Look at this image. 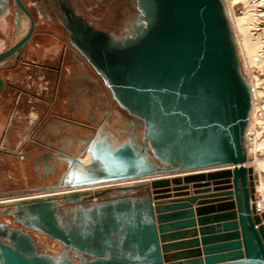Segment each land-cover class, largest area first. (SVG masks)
<instances>
[{
    "label": "water",
    "instance_id": "obj_1",
    "mask_svg": "<svg viewBox=\"0 0 264 264\" xmlns=\"http://www.w3.org/2000/svg\"><path fill=\"white\" fill-rule=\"evenodd\" d=\"M15 2L30 28L0 53V61L18 52L34 29L21 0ZM137 3L142 17L132 37L118 40L72 10L68 30L130 117L119 113L120 118L129 126L137 121L141 137L130 133L120 141L99 133L84 140L80 151L92 161L84 166L77 157L65 159L67 171L58 184L42 190L147 178L116 189L124 196L136 190L142 195L78 211L73 221L79 228L70 231L54 218L53 201L91 200L114 189L0 207L18 222L35 220L75 257L93 258L79 264H264V214L256 215L250 205L253 170L245 166L251 87L241 72L225 6L221 0ZM226 165L233 170L199 172ZM3 233L13 245L0 239V264H56L35 255L29 236ZM58 264L75 263L63 257Z\"/></svg>",
    "mask_w": 264,
    "mask_h": 264
},
{
    "label": "rangeland",
    "instance_id": "obj_2",
    "mask_svg": "<svg viewBox=\"0 0 264 264\" xmlns=\"http://www.w3.org/2000/svg\"><path fill=\"white\" fill-rule=\"evenodd\" d=\"M1 1L0 45L2 48L0 53H3L12 48L26 35L30 28V21L17 7L15 0ZM54 1L56 0H21L34 22L32 35L18 52L0 61V80L3 82L0 89V127L4 126L6 129L0 133V150L2 151L0 152V192H15L20 189L30 191L27 194L23 192L12 196L0 197V200L54 192L55 190L43 191L42 189L57 185L61 175L67 171V163L64 158L66 154L72 153L77 156L80 154L81 158L84 157L86 151H80L87 144L84 143V140L93 138L99 133L102 136L113 134L120 141L127 136L132 137L130 133L138 134L141 137V129L138 122L136 121L134 126H129L125 120L120 118L119 113L124 117H130L114 101L109 89L93 66L73 45L70 39V31L68 30L70 22L67 23L55 11ZM63 1L70 6L76 17H81L86 23L95 28L107 31L118 40L128 36L132 37L130 31L134 25H139L140 17H142L138 9L137 0ZM221 1L226 8L228 5L227 0ZM238 8V12H241L243 5L240 4ZM260 27L259 29H261ZM240 66L243 67V62L242 65L240 62ZM241 72L242 74L244 73L242 69ZM245 76L246 78L249 77ZM71 78L88 84L101 94L99 97L95 96L97 99L96 107L92 106L87 110L83 106L80 108L78 104L72 103L71 98L75 95L76 89L70 83ZM56 95L61 96L59 101L54 100ZM41 98L51 99L48 104L49 115L48 117L44 115L41 118L40 125L30 128V111L35 108L36 101L41 102ZM263 101L264 96L263 98H258L256 103L263 105ZM94 111L98 113L93 115ZM257 111L256 115L260 117V113H262L260 108ZM55 121H58L59 125L56 128L64 133V135H61L63 138L61 137L58 142H54L48 137L44 141L43 137L46 134L48 136L50 134L53 135V130L55 129V125H49L48 127L47 124H54ZM69 122L72 124L70 125ZM10 126L11 128L16 127L11 130V134L9 132ZM259 128L260 126L256 125L252 132H248L251 134L250 138L247 137L248 130H246V151L251 150L253 147L255 131L259 130L260 132L261 137L259 135V139L264 137L263 129L260 130ZM72 131L79 132L78 136L82 135V137L78 140V136L73 135ZM124 131L129 133H124ZM83 136L87 138L83 139ZM70 138L74 139L71 144H69L70 141L68 143ZM41 140L44 143L39 142ZM29 141L31 144H28ZM9 143H16L17 146L20 144L21 147H18V152L25 153L23 162H17L16 167L5 160L8 154L4 153V151L10 152L6 149ZM259 154V158L263 156L262 152ZM249 158L250 162L254 161L253 155L249 156ZM38 164H42L46 168L45 175L49 177L48 181L44 180V178L42 179L43 174L40 176L36 170ZM23 168L31 170L24 171ZM111 188L114 189L112 193H105L100 197H93L91 200H87L86 196L76 201H64L58 198L52 203V207L55 209L54 218H59L61 225L69 231L73 230L74 227L78 229V223L73 221L78 211L83 210L87 213L94 206L102 204L105 200L115 201L118 198L126 197L133 199L142 195L141 190H136L133 193L128 192L124 196L121 191L116 190L118 187L106 189L110 190ZM106 189L96 190L94 193L106 191ZM253 196L257 208H260L259 205L263 203L264 195L254 190ZM29 200L31 199H27V201ZM56 209H58L57 212ZM11 210L13 211L14 208H11ZM4 229L7 236H10L9 231H16L18 236H29L35 248V255L42 258L47 257L56 264L60 263L63 257H68L75 264H79L83 260L93 259L85 257L82 260V258L75 257L69 247L52 238L49 233H46L44 228L36 225L35 220L23 219L18 222L13 216L6 213L4 208H0V239L5 245L12 247L13 243H8L3 238Z\"/></svg>",
    "mask_w": 264,
    "mask_h": 264
},
{
    "label": "bare ground",
    "instance_id": "obj_3",
    "mask_svg": "<svg viewBox=\"0 0 264 264\" xmlns=\"http://www.w3.org/2000/svg\"><path fill=\"white\" fill-rule=\"evenodd\" d=\"M227 3L228 5L225 8L226 15L230 23V27L233 33V37L241 65L243 62V67L241 66L240 67L242 71L245 73V75H247V77L249 76L248 79L243 73L244 77L249 82V85L251 87V95H252V109L250 113L251 121L249 120V125H248L249 128H247L248 130L247 133L252 132L254 127H256V125L260 126L259 129L260 130L263 129L264 131V101L262 102L263 105H259L256 103L258 98H263L264 96V78H262V76H264V0H227ZM240 4L243 5V10L241 12H238L239 10L238 6ZM259 27L261 29H259ZM1 48L2 46L0 45V49ZM258 108H260V112H262L260 113L261 114L260 117L256 115V111ZM249 133L247 134V137L250 138L251 134ZM259 133H260L259 130L254 132L255 139L253 140V147L251 150H247L248 157L253 155L254 161L253 162L248 161L247 164H245V166L253 170V185H254L253 192L255 190L256 192H260L264 195V137L259 139V135L261 137V134ZM260 152L263 153V156L259 158ZM72 157H77L78 160L84 166H87L92 161L90 154L89 155L87 154L81 158V156L68 153L64 158L70 159ZM233 167H234L233 165H226L213 169H205L199 172L210 173V172H217L224 170H233ZM80 170L86 171V169L85 168L83 169L82 167H80ZM146 181H148L147 178H137V179L96 184L87 187L57 190L54 192L24 195L13 199L8 198V199L0 200V206L9 205L11 203L17 201H24L27 199H42V198L45 199V198L58 197V196H68L73 193H83V192L94 193L96 190L97 191L105 190L106 188H110V187L127 188L144 183ZM250 205L254 206L256 215L264 214V201L261 205H259L260 208H257L253 196V199L250 200Z\"/></svg>",
    "mask_w": 264,
    "mask_h": 264
},
{
    "label": "crops",
    "instance_id": "obj_4",
    "mask_svg": "<svg viewBox=\"0 0 264 264\" xmlns=\"http://www.w3.org/2000/svg\"><path fill=\"white\" fill-rule=\"evenodd\" d=\"M90 78V77H89ZM75 79H77V78H75ZM92 79V78H91ZM70 83H72V85L74 86V88L76 89V91L74 92V96L70 99L71 101H72V103H75V104H78V106L81 108L82 106L83 107H85L87 110L89 109V108H91L92 106L93 107H96V97L95 96H98L99 97V95L101 96V94L99 93V92H97V90L96 89H94V88H91L88 84H85V83H81V82H78L77 80H74V78H71V82ZM82 91V92H81ZM55 99L54 100H56V101H59L60 99H61V96H59V95H56L55 97H54ZM99 100H101V99H99ZM51 101V99H46V98H41V102L39 103L38 101H36V103H35V108H33L31 111H30V122H31V124L29 125V127L30 128H33V127H35V126H37V125H40L41 124V118L44 116V115H46L47 117H48V115H49V109H48V107H49V102ZM80 110V109H79ZM78 110V111H79ZM95 113H98L97 111L95 112L94 111V113H93V115L95 114ZM86 114V113H85ZM96 116V115H95ZM69 124L71 125L72 123H70L69 122ZM49 125L51 126V125H55V129L53 130V135L52 134H50L49 136L46 134V136H44L43 138V140L45 141V139L46 138H51V140L52 141H54V142H58V140L62 137L63 138V136H61V135H64V133L63 132H61L58 128H56L57 126H59L58 125V121H55V123L54 124H47V126L49 127ZM12 127H13V125H12ZM47 127V128H48ZM16 128V127H15ZM15 128H11V126H10V129H9V132H10V134H11V130L12 129H15ZM29 128V129H30ZM46 128V129H47ZM5 129V127L4 126H1L0 127V133L1 132H3V131H5L4 130ZM48 131V130H47ZM78 133L79 132H76V131H72V134L73 135H76V136H78ZM82 137V135H79L78 136V140H79V138H81ZM87 137H84L83 136V139H86ZM43 140H41V141H39V142H41V143H44V141ZM69 141H70V143H69ZM74 142V139H69L68 140V143L69 144H71V143H73ZM28 144H31V142L29 141V143ZM45 145H47V144H45ZM19 146H20V144H19ZM19 146H17V144L15 143V144H8V146H6L7 148V150L8 151H10V152H6V151H4V153H7L8 154V157H5V160L9 163V164H14L15 165V167H16V165H17V162H23V159L25 158V153L24 152H22V153H19L18 152V147ZM49 146V145H48ZM12 147H14V148H12ZM21 147V146H20ZM49 147H51V146H49ZM53 147H55V146H53ZM0 152H2L1 150H0ZM48 154V153H47ZM49 155H50V153H49ZM54 156V155H53ZM7 158V159H6ZM54 158V157H53ZM48 166H49V163H48ZM24 169V171L25 170H27V171H29V170H31V169H26V168H23ZM36 170L38 171V173H39V175L40 176H42V174H43V176L41 177L42 179L44 178V180H49L48 178V176H46L45 175V173H46V168L45 167H42V164H38V167L36 168ZM41 172V173H40ZM25 191V189H20V190H16L15 192H8V193H2V192H0V197H6V196H12V195H16V194H19V193H23Z\"/></svg>",
    "mask_w": 264,
    "mask_h": 264
},
{
    "label": "flooded vegetation",
    "instance_id": "obj_5",
    "mask_svg": "<svg viewBox=\"0 0 264 264\" xmlns=\"http://www.w3.org/2000/svg\"><path fill=\"white\" fill-rule=\"evenodd\" d=\"M54 5L56 7L55 11L62 17L63 20H65L67 23L72 21V15L70 13L72 9L70 8V6L66 2H64L63 0H56V1H54ZM98 30H101V31L108 33L107 31L102 30V29H98ZM128 37H130V36H128Z\"/></svg>",
    "mask_w": 264,
    "mask_h": 264
}]
</instances>
